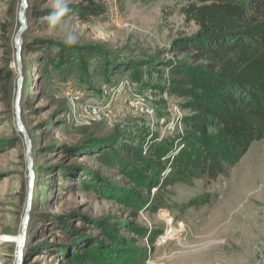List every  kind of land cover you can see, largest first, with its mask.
<instances>
[{"label":"rangeland","instance_id":"1","mask_svg":"<svg viewBox=\"0 0 264 264\" xmlns=\"http://www.w3.org/2000/svg\"><path fill=\"white\" fill-rule=\"evenodd\" d=\"M76 1L52 3L50 28L34 36L88 53L62 66L38 63L37 54L24 60L21 117L36 174L32 226L53 222L58 231L28 240L23 264H264V140L215 181L176 162L192 113L186 100L170 95L167 65L184 61L170 47L196 30L178 13L183 0H106L88 24L72 17ZM19 5L0 0L2 238L20 235L27 199L25 144L14 109ZM95 50L103 57L90 59ZM103 64L139 71L102 77L96 67ZM136 98L142 109L133 107ZM78 145L81 155L66 153ZM103 147L133 149L159 169L141 172L154 174L151 194L145 177L103 165L94 151ZM59 229L79 241L77 249L67 248ZM1 249V264H16V245L3 242Z\"/></svg>","mask_w":264,"mask_h":264},{"label":"trees","instance_id":"2","mask_svg":"<svg viewBox=\"0 0 264 264\" xmlns=\"http://www.w3.org/2000/svg\"><path fill=\"white\" fill-rule=\"evenodd\" d=\"M58 1L29 0L23 66L30 54L39 55L38 63L62 66L73 64L75 53H88V48L75 49L34 36L50 28V22L45 19L56 13L50 5ZM183 3L178 13L196 30L190 36L175 40L170 47L171 54L179 59L184 57V61L167 65L170 95L186 100L185 109L192 113L184 120L186 131L176 162L189 166L188 172L196 171L198 179L215 181L220 176L227 177L252 144L264 140V0H183ZM105 6L106 0H77L69 9L76 21L88 24L104 12ZM98 57L103 56L96 50L89 54L90 59ZM97 70L102 77L139 71L124 64L118 67L103 64ZM212 126L216 128L214 136ZM83 146L67 149L66 153L81 155ZM172 146L173 142H169L162 148ZM94 151L103 165L118 168L138 181L145 177L141 176L142 171H160L144 160L140 152L127 147L117 151L103 147ZM153 176L141 181L149 194L155 186ZM79 181L87 184L83 178ZM32 213L33 202L27 241L31 242L37 233L44 234L41 237L44 239L45 231H58L53 222L35 230ZM59 231L70 243L67 248H78V240L62 229Z\"/></svg>","mask_w":264,"mask_h":264},{"label":"water","instance_id":"3","mask_svg":"<svg viewBox=\"0 0 264 264\" xmlns=\"http://www.w3.org/2000/svg\"><path fill=\"white\" fill-rule=\"evenodd\" d=\"M28 10H29V0H20V5L18 8V24L19 29L14 37V49H15V60L17 63V93L14 103L15 109V123L17 127V131L23 136L24 144H25V162L27 165L28 171V179H27V199L25 211L21 223V231L20 238L21 241L17 247V262L16 264H23V256L24 250L27 243L28 238V229L31 220V212H32V202H33V193L36 181V174L34 170V162L32 158L33 146L32 142L26 132L25 126L23 124V120L21 117V98H22V87H23V60H22V49H23V36L29 29L28 24Z\"/></svg>","mask_w":264,"mask_h":264},{"label":"built area","instance_id":"4","mask_svg":"<svg viewBox=\"0 0 264 264\" xmlns=\"http://www.w3.org/2000/svg\"><path fill=\"white\" fill-rule=\"evenodd\" d=\"M138 101H136V103H134L133 104V107H135L136 109H139V108H141L142 109V107H143V103H142V100H141V98H136ZM150 114L151 113H153L152 112V110H151V112H149ZM169 233V232H168ZM166 236H167V234H166ZM3 240H2V238L0 237V264H1V262H2V257H3V252H2V249H1V245H3Z\"/></svg>","mask_w":264,"mask_h":264},{"label":"bare ground","instance_id":"5","mask_svg":"<svg viewBox=\"0 0 264 264\" xmlns=\"http://www.w3.org/2000/svg\"><path fill=\"white\" fill-rule=\"evenodd\" d=\"M2 238V237H1ZM2 240L5 242V243H14L16 245V247H18V244L20 243L21 241V238H20V235L17 236V237H13V236H4L2 238Z\"/></svg>","mask_w":264,"mask_h":264}]
</instances>
